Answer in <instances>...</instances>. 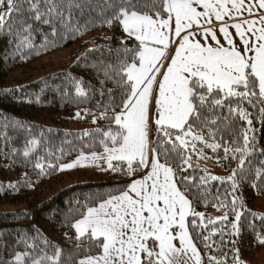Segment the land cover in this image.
Masks as SVG:
<instances>
[{
	"label": "snow or ice",
	"instance_id": "snow-or-ice-1",
	"mask_svg": "<svg viewBox=\"0 0 264 264\" xmlns=\"http://www.w3.org/2000/svg\"><path fill=\"white\" fill-rule=\"evenodd\" d=\"M115 26L124 34L119 47L88 49L109 56L85 65L100 87L66 73L74 95L55 89L62 101L94 105L78 107L73 119L103 126L65 133L78 146L26 137L17 148L8 130L32 136L33 126L0 115V157L8 166L32 165L38 180L93 167L123 182L67 201L58 222L72 231L64 233L71 248L33 226L0 264H244L242 218L264 220L238 194L244 185L264 192V0H0L10 58ZM73 152L74 160L61 162ZM211 159L228 175L201 167ZM23 177L0 188L35 186ZM208 206L223 215L197 210ZM247 228L264 246V228ZM8 248L0 240V253Z\"/></svg>",
	"mask_w": 264,
	"mask_h": 264
},
{
	"label": "trees",
	"instance_id": "trees-1",
	"mask_svg": "<svg viewBox=\"0 0 264 264\" xmlns=\"http://www.w3.org/2000/svg\"><path fill=\"white\" fill-rule=\"evenodd\" d=\"M44 30L48 31L44 26ZM124 34L118 26L113 28L97 27L74 40H68L55 49L42 51L40 55L26 53L25 58L16 54L10 58L11 47L9 37H0V115H6L14 120L27 122L32 127V136L24 129H9V136L14 137L11 146L22 148L25 138L36 137L41 140L50 141L53 145L59 146L65 141H72L78 146L75 136H66L65 133H79L83 130L68 128L71 122L87 123L92 129L99 125H93L91 118L77 120L73 119L77 108H93V104L75 105L60 99V92L67 90L74 95V86L68 83L66 73L72 76L83 78L94 88L100 87L95 71L85 65L92 64L100 59L108 60L107 50L88 52L90 48L97 45H107L115 49L120 46V40ZM111 37V41L105 39ZM42 37L35 34V44L41 43ZM131 43V42H129ZM79 63L77 58L81 57ZM6 57H9L6 59ZM60 92L55 91L56 88ZM107 87L111 88L109 83ZM5 90H13L5 94ZM95 99H99L96 94ZM51 129V131H48ZM41 130L43 135L41 136ZM87 143V138H85ZM264 144V141H262ZM5 151L8 148H4ZM67 151V148L65 149ZM99 150V149H98ZM207 154L212 156L211 150ZM76 157V153L65 156L62 163L71 162ZM209 161L215 162L214 159ZM205 161H201V167L205 166ZM225 169V167H224ZM32 165L22 167L19 164L8 166V161L0 157V185L21 182L25 172L28 177L35 182L34 187L20 186L18 190L0 188V206H14V210H0V240L9 246L0 255L4 259H10L9 251L12 245L16 244L17 236L20 233H33V226L39 229L52 244L60 245L68 249L72 245L68 244L64 233L69 235L72 231L66 227H61L58 222L61 213L66 209L67 201L74 197H83L100 191H112L113 185L122 183L123 178L117 175L103 173L96 168L78 167L75 170H65L53 172L50 176L38 180L37 172ZM226 176L228 172L226 171ZM77 178L72 185H66V178ZM38 180V182H37ZM215 183V182H214ZM62 185V186H61ZM218 186V185H217ZM242 195L247 209L262 216L255 202L264 192H254L250 185H244ZM198 211H203L209 216L211 210H217L211 206L200 207ZM28 213L27 216L23 215ZM232 217L230 216V219ZM243 232L238 245L244 264H264V246L257 245L253 233L247 228L248 222H253L257 229L264 228V220L247 221L242 218ZM227 230V229H226ZM17 251H23L22 246H17Z\"/></svg>",
	"mask_w": 264,
	"mask_h": 264
},
{
	"label": "rangeland",
	"instance_id": "rangeland-1",
	"mask_svg": "<svg viewBox=\"0 0 264 264\" xmlns=\"http://www.w3.org/2000/svg\"><path fill=\"white\" fill-rule=\"evenodd\" d=\"M89 126L90 125L87 123L71 122L68 128L84 130V129H87ZM204 164L212 172V174L226 176L224 167L217 165L215 162L213 163L212 161L206 160ZM76 168H73L71 170H75ZM88 168H93V167H88ZM76 181H77V178L74 177V178H66L64 182L66 185H72ZM255 206L259 209V211L264 213V195H260L258 197V199L255 202ZM15 208L16 207L14 206H7V205L0 206V210H14ZM220 215H223V211L211 210L209 213V216H212V217H216Z\"/></svg>",
	"mask_w": 264,
	"mask_h": 264
}]
</instances>
